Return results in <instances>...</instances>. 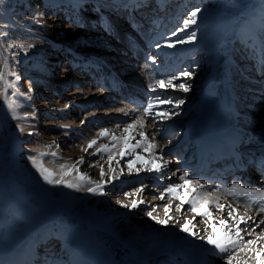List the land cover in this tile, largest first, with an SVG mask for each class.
I'll return each instance as SVG.
<instances>
[{
    "label": "rangeland",
    "instance_id": "1",
    "mask_svg": "<svg viewBox=\"0 0 264 264\" xmlns=\"http://www.w3.org/2000/svg\"><path fill=\"white\" fill-rule=\"evenodd\" d=\"M20 1L17 0L16 3L14 0H0V33H8L5 37L6 43L14 41L34 45L28 49L27 53L20 49L5 52V46L0 41V70H3L4 58L7 57L8 62L22 76L17 84L20 91L25 93V95H12V90L8 89V99L5 101V105L0 107V159L2 154L8 157L7 164H0V173L7 171L11 179L17 170L18 176H15L20 184L12 183L17 186L21 185V187L7 185L2 187L4 179L0 177V264L5 261L4 259L8 255H13L26 244L29 247H39L35 264H69L70 256L73 253L72 248L80 245H85L87 248L82 264L85 259V264H102L97 251L107 257L105 258L106 264H127V262L134 264V261L150 264L163 258L179 261L180 256L182 257L186 252L187 245L182 242L177 243L178 245L169 244L168 235L154 236L153 230H148L147 226L160 227V224L146 215L147 211L152 209L148 210L142 207L140 211L144 214L136 215L131 212L132 199L126 202L124 191L127 192V189L135 191L141 186V183L122 185L127 180L134 179L136 172L133 171L129 174L128 168L126 169L127 161L134 157L126 155L121 159L116 156L114 160L108 162L105 153L90 154L100 144L111 145V137L99 139L98 144L93 149H89L88 153L83 149L87 147L89 140L97 137L101 129L107 128L114 131L117 136L122 134L124 124L129 121L127 118L114 117L113 114H122L121 116H123L124 114L119 112V109L123 107L125 109L127 105L138 109L136 105L130 104L132 102L131 93L128 98L130 101H127L125 97L124 86L130 84L144 86L149 93H145L146 90L141 89L138 91L135 86H129L131 88L129 92H133L132 95L137 96L136 98H143L145 102L147 100L153 102L154 105L161 104L160 100H171L173 101L171 106H174L177 100H184L180 108L173 112H178L179 115H173L169 120L172 123H177L179 120L192 121L198 112L194 108L195 94L206 90L207 80L215 75L214 73L220 72L219 76L222 77L228 57L237 59L238 62L231 70L234 79L231 88L238 95L241 110L251 112L255 116L262 112L260 116L262 120L251 125L246 123L245 119L240 118L243 127H247L249 131L245 136H242L246 144L244 149L261 146L264 141V108L260 106L261 101L264 104V99H262L264 97L262 82L264 64L260 63L261 60H264V35L261 34L259 28L261 0H254L249 6L250 9L247 10L250 13L249 19L248 21L243 20L246 22L245 25L231 27L226 10L223 8L221 21L226 22L223 35L215 32L216 23L214 20L209 22L210 24L204 23L205 20L211 19L210 11L218 10V8L215 9L217 3H211L209 0H205L201 6H196L193 2H179L182 6L177 2H172L167 7L166 13L158 10L166 2L155 3L157 8L155 10L152 5L153 0H55L62 5L58 9H48L43 6L44 2L50 0H35L32 3L28 1L25 5L26 7L32 6V11L28 10V13L21 9ZM126 3L129 4V8L121 7ZM131 3L144 6L132 7ZM197 7L202 10L197 26L193 25L190 29L181 32L179 29L182 27V21L187 19L191 11ZM132 15L143 19L145 24L137 32L128 33L127 31L131 28L129 25L134 21ZM193 30L197 33V40L194 43L177 44L175 48L167 47L168 43L175 42L178 37L187 39L188 34ZM173 32H176L177 35H173ZM245 32L254 34L253 38L247 39L244 35ZM129 34L131 37H127ZM155 34L164 37L163 42L148 43ZM132 39H134L133 42H131ZM238 43L240 44L238 45ZM211 48L216 49V54H214L216 59L209 55ZM13 52H20L17 57L18 63L11 58ZM168 53L170 56H166ZM150 56L157 58V65L168 64L171 66L179 63L180 69L171 71L163 79L165 81L173 75L179 76L181 71H193L194 74L190 80L174 81V83L191 84L190 91L185 93L178 88L170 89L167 86L161 88L156 85L155 81L161 77L148 62ZM168 65L166 66L168 67ZM168 70L170 69L168 68ZM138 71H141L144 76L140 77ZM113 74L123 81L122 84L118 83L115 91L117 98L121 99L120 97L123 96L122 100L117 101V104L105 103L101 107L87 104L81 107L75 104L76 101L88 99L93 94L111 93L114 88L109 87V78L111 75L114 77ZM67 76L68 80H66ZM9 79H14V77H9ZM256 80L261 83L256 84ZM29 81H31V91H29ZM218 85L225 94L224 84L218 82ZM150 86H154L155 91H152ZM88 87H90V92L85 93ZM255 88H259V90ZM91 90L93 91L91 92ZM75 92H84V94ZM212 92L217 93L216 87ZM70 95L78 97L74 101ZM258 96H260L259 99ZM156 97H159V100H155ZM3 98L5 97L0 95V104L4 103ZM8 100L15 102V112L8 109ZM134 100L135 98H133ZM140 102L143 103V101ZM219 107L221 106L219 105ZM222 108L225 110V107ZM23 110L30 111V114L26 115ZM157 119L159 118L157 117ZM117 124L121 126L119 129L116 128ZM184 125L186 128L181 127L182 129L179 131L181 135L187 133L188 125L186 123ZM20 127L24 129L23 132L19 130ZM166 127H162L161 131ZM256 128L258 131H254ZM130 135L135 136L136 140L140 138L134 132ZM165 138L170 139H163L161 142L168 143L178 140L174 133ZM256 148L251 151L257 152L260 149L256 150ZM124 150L127 151V149ZM41 153L44 155L41 156ZM52 153L56 155H52ZM162 154L165 155L163 152ZM255 155L257 161L260 162L261 155H257V153ZM31 157H37L38 161L43 160L45 167L57 173V178L61 175V165H71L80 157H84L85 163L78 165L79 171L87 173L92 180L98 182L108 179V186L106 185L105 188L108 194L100 196L85 191L67 189L59 185H49L37 172ZM169 158L172 164L171 173H175L180 167L179 165L174 166L175 162L180 164V160H175L179 159V156L175 158L169 156ZM116 160H119L120 163L117 164ZM109 163L111 168L117 170L118 179L114 181L111 180L112 172ZM140 163V161L134 163L133 168L142 169L141 173L144 171V164ZM90 164L93 166L90 167ZM99 165L104 166L108 177L100 176ZM120 169H123V174H119ZM181 171L183 172L180 176L184 172L192 170L182 169ZM77 175V172H72L63 178L73 180ZM200 182L205 181L200 180ZM172 184L178 183L176 181ZM11 191L15 194L17 202L12 201L9 196ZM133 194L135 195V193ZM118 200L128 203L129 208L122 207L120 203L116 202ZM35 204L36 211L35 208H32V205ZM146 204L147 201L142 206ZM50 206L54 207L52 208L54 213L63 212L55 214L49 223L54 221L56 227H62V230L65 231L64 235H60L55 226L50 230L42 229L39 232L37 229H33L34 224L29 223L25 225L23 233L16 239L15 245H9L5 240L6 231L10 232V225L18 222L20 220L17 219L18 217L24 216L28 212L32 215L37 212V215H40L43 213L42 208L48 211ZM236 206L238 205L236 204ZM8 209L9 215L7 216L5 213ZM157 211H154V215L162 218V212ZM186 212H188L187 215L185 214L186 219H195L190 216L189 208H186ZM124 213H128L126 218ZM61 215L64 217L60 218ZM11 217L12 219H10ZM136 218H142L144 222L139 223ZM46 222L48 221L46 220ZM177 227L176 231H180L181 227ZM193 230L198 235L205 236L204 231L200 232L194 227ZM92 238L96 242V245L93 243L94 246L91 245ZM251 238L246 237L245 239ZM193 239L204 242L196 237ZM18 241L21 242L18 243ZM120 255L123 260H118ZM203 256L212 257L209 254ZM222 259L227 260V256Z\"/></svg>",
    "mask_w": 264,
    "mask_h": 264
},
{
    "label": "snow or ice",
    "instance_id": "2",
    "mask_svg": "<svg viewBox=\"0 0 264 264\" xmlns=\"http://www.w3.org/2000/svg\"><path fill=\"white\" fill-rule=\"evenodd\" d=\"M143 4H135L132 7H143ZM121 7L127 9L129 8V4H122ZM201 9L199 7L195 8L191 11L189 17L182 21V27L179 29L181 32L190 29L193 25H197L199 14L201 13ZM42 16L43 14H37ZM260 32L264 35V0H261V11H260V23H259ZM173 35H177L176 32L172 33ZM8 33H0V36L6 37ZM244 35L247 39H252V33L245 32ZM197 40V33L195 30L191 31L187 39H183L178 37L175 42L168 43L167 47L175 48L177 44H191ZM34 47L32 44L25 43H16L9 42L7 43V50L11 51L12 49H20L24 53H27L28 49ZM20 55V52L12 53V60L17 61V57ZM153 64L156 63L155 57H149ZM262 64H264V60H262ZM198 67V65H197ZM193 71L184 70L181 71L179 76L173 75L171 78L166 81L163 79L156 80L155 84L159 85L161 88L165 86L170 88H178L183 92H188L191 89V84L187 83H174V81L180 79H188L190 80L193 77ZM9 77H14V79H9ZM22 79L20 73H18L12 64L8 62V58H4L3 70H0V95H3L5 99H8V89L12 90V95H25V93L20 91L17 82ZM152 87V91H155L154 86ZM29 91H31V81H29ZM159 100V97L156 98ZM161 104H173L171 100H160ZM184 103V100H177L174 104L176 109H179L180 106ZM7 107L12 112H15L16 104L14 101L8 100ZM154 103L149 102L146 106L143 107L142 111L136 115V118L131 120L130 122H126L123 126L122 134L117 136L114 131H110L107 128L101 129L96 138L89 140L87 147L83 149L84 152L88 153L89 149H93L94 146L98 144V140L102 138L111 137L112 144H100L99 147L95 148V151L90 153L91 155H100L101 153L107 154V161L111 162L115 159L116 156H119L121 159L124 156H132L134 159L127 161V168L129 174L135 171L137 174L142 170L140 168H133L134 163L139 161L141 157L137 154V149H142L147 152L150 149L153 150L151 154L152 165L143 169L149 172L162 173L163 170L167 167V164L170 161H165V157L162 154H157L155 149L159 147L157 142H154V139H150L149 135L144 130L147 126L148 121L144 119L145 116L153 117L154 112ZM120 112L128 114L124 108L119 109ZM173 115H179L178 112H164L158 113L157 116L160 120L171 119ZM155 119V118H154ZM120 124L116 125V128L119 129ZM139 129V131H137ZM21 132L24 131L22 127L19 129ZM135 132L136 135L140 137L139 140L135 144H132L129 148L130 139H135V136H131L129 138V134ZM124 149H127L125 151ZM44 153H41L43 156ZM52 155H56L52 153ZM32 164L36 167L37 172L43 178V180L49 185H59L63 186L67 189H73L75 191H85L94 195L105 196L108 193L105 191L106 185L108 183V179H104L102 181L92 180L91 177L87 173H82L79 171L78 165H83L85 163L84 157H80L76 162L71 165H61V175L57 178V173L52 169L44 166L43 160H39L37 157H31ZM156 161H161L162 163L157 164ZM116 163L119 164L120 161L116 160ZM90 167L93 165H89ZM109 168L112 172L111 180L118 179L117 170L115 168H111V164L109 163ZM72 172H77L78 175L73 180L64 179V176L70 175ZM99 173L102 178L108 177V173L105 171L103 165H99ZM119 174H123V169H120ZM264 174V173H262ZM189 173L186 171L181 176V180L183 181L180 184H170L165 192L173 196L177 201H179V205L177 206V210L181 211L185 204L190 206V210L192 213L197 216H202L205 218V223L207 227L204 229L205 231L208 228H212L213 230L205 237L198 235L196 231L193 230V219H185L183 222L176 221V223L180 224L181 230L189 235L196 237L199 240H206L208 245H211L212 248L209 249L211 253L215 255H225L227 256V264H248V261H253V264H264V231L259 233L256 232V228L260 227L261 224H264V219H261L259 223H257L253 216H245L240 215L239 210L237 208L232 207L230 204H222L219 202L218 198H213V193L209 191H205L206 185L202 184L199 179H191L189 178ZM143 191V187L136 189V193H140ZM216 191H219L217 188ZM227 192L231 196H236L239 193L240 196L246 197L249 199L250 203L245 205V210L251 208L252 206H258L257 214H264V189H254L251 187L243 186L239 183H233L230 189H227ZM125 196L131 197L133 195L132 192H128L124 194ZM187 197V199H186ZM159 199H165L164 195H161ZM120 203L122 207L129 208L128 203H122L121 201H117ZM144 200H132L130 207L132 209L138 208L141 204H144ZM214 206L215 209L221 213L227 210V216L230 218L232 223H229V219H220L218 221L219 226L224 229L222 234L217 237L215 233V224H210L213 217V212L210 208ZM171 204L165 205L164 211L167 218H160L154 215L155 208L151 211H147L146 215L149 216L152 220H155L160 225L167 226L170 220H174V217L169 215L171 211ZM241 225H246L247 227L242 228ZM255 225V227H253ZM245 236L252 237L251 239H245ZM240 253H245L247 259H244L240 256ZM251 255H248V254Z\"/></svg>",
    "mask_w": 264,
    "mask_h": 264
},
{
    "label": "bare ground",
    "instance_id": "3",
    "mask_svg": "<svg viewBox=\"0 0 264 264\" xmlns=\"http://www.w3.org/2000/svg\"><path fill=\"white\" fill-rule=\"evenodd\" d=\"M133 20L134 21L129 25V26H131V28L127 31L128 33H135L141 28V26H144L143 19H140L138 16H136V17L133 16ZM138 23H140V24H138ZM244 27H246V26H244ZM124 28H125V26H124ZM121 29H123V27H121ZM216 30L219 33H222V26L220 24H217ZM127 37H131V35L129 34V36H127ZM162 40H163V37L161 35L155 34L154 37L152 38V40L151 41L149 40L148 43L158 44V43L162 42ZM133 41H134V39L131 40V42H133ZM102 45H105V44L102 43ZM209 55H211V57L212 56L214 57L213 49L209 50ZM230 56H232V55H230ZM213 59H216V58L214 57ZM236 60H234L233 58H228L227 62H226V69H224L225 74L222 77H220L219 76L220 72L219 73H214L215 75L210 77V79L207 81V86H211L212 89H213L212 86H216L218 80L224 82V85H225V87L227 89V91H226L227 105L225 107V110L222 108V106L219 107V103L223 102L220 99H221V97H224L225 95H222L219 98L218 97H214L210 93L211 89H207L206 90L207 93L206 94L204 93V98H203L201 106L198 107V109H196L197 106L194 107L196 111L198 110V112L195 114V118L192 121H190V122L179 120L177 123L176 122L172 123V121H170L169 119H164V120L157 119V117H158L157 114L158 113L174 112L176 110V108L174 106H171V105H169L167 103L154 105L155 107H154L153 117H147V116L144 117V119L148 121L147 126H146V128L144 130L149 135L150 139H154V142L158 143L159 147L157 149H155V152L157 154H161V150H162V152L165 154L164 155L165 161H170L169 154L171 152L176 151V149L178 151L181 150L182 147H184L187 143H190L189 149L192 148L194 146V144H195V141L197 139H199L206 132L210 131V130H207L209 128H212V127H209L210 125L221 126L220 129H218L219 131H223L224 133L229 134L235 141L236 140H240L241 143L244 145L245 141L243 140L242 136H245L247 134V132H249V131L247 130V127L244 128L242 124H239L241 127L240 126L238 127L237 124H236L237 119H239V118H241L242 120L245 119L246 120L245 122L250 124V125L253 124L254 122L258 121V120H262V118L260 119V116H261L262 112L258 113V116H255L251 112H245V111L243 112L241 110L240 106H239L237 93L233 89H231V87H232V85L234 83V79L232 78V75L230 74V71H231V69L234 66H236V64H238ZM165 65H168V64H165ZM165 65L162 64V65H160L159 67L156 68L155 71L157 72V74L159 73L160 75L161 74L164 75V74H168L169 72L174 70V69L173 70L172 69L168 70L167 66H165ZM138 72H139V76L140 77L144 76L141 73V71H138ZM113 76H114V74H113ZM68 79H69V77L67 76L66 80H68ZM109 80H110V86L109 87L110 88H114V89H112L111 93L103 92L101 94H93L92 96H89L88 99L84 98V99L76 101L75 104L79 105L81 107H83L84 104H87L89 106H99V107H101L102 104H105V103H108V104H111V105L112 104H117L118 103L117 101L118 100H122V97H123L122 96V97H120L121 99H119L115 95V91L117 90L119 79L117 77H115V76L112 77V75H111ZM146 82H148L147 79H146ZM262 82H263V85H264V79H263ZM255 83L259 84L261 82H258V80H256ZM129 86H133V87L135 86L138 89H141L143 91L146 90V88L144 86H142V85L140 86L139 84L138 85L130 84V85H128V87L126 86L127 87V91H125V97L127 98V101H128V98L130 97L129 94L131 93V92H129V89H131V88H129ZM253 86H255V85H253ZM261 87H262V84H261ZM89 88L90 87H88L86 89L87 91L85 93L90 92ZM218 89H219V87H218ZM255 89L259 90V88H255ZM92 91L93 90H91V92ZM75 93L84 94V92H75ZM145 93H149V92L146 90ZM163 93H165V92H163ZM168 94H169V92H168ZM168 94H167V96H168ZM171 94H173V93H171ZM155 95H157V94H155ZM70 97H71L72 100H74L78 96L70 95ZM156 98H155V100H156ZM173 98H174V96H173ZM257 98L259 99L260 96H258ZM262 99H264V97ZM152 100L154 101V99H152ZM218 100H220V101H218ZM135 101H137V103L140 105V104H142L140 101H144V100L141 99V98H135L133 103ZM146 103H148V101ZM128 104H129V102H128ZM260 106H262L264 108V104H262V101L260 103ZM143 107L141 109H136V107H129L127 105V108H125L126 112L128 113L127 115L125 113H123L124 114L123 116H121L122 114H120V115L113 114V115H114V117H120L122 119L127 118L128 121L130 122L131 120L136 118V115H138L142 111ZM23 113H25L27 115V114H30V111L28 112V110H23ZM116 113H118V112H116ZM236 116H237V118H236ZM216 121L221 122V125H218L216 123ZM223 121H224V124H222ZM260 122L262 124V121H260ZM183 123L184 124L186 123V125H188L189 127L193 126L189 130V133L185 135L186 138L185 137H180L178 140H174V141H171V142H168V143L161 142V140H163V139H167V140L170 139V138H165V137H167V136L169 137L170 134L175 133L177 131V129L179 127H181V124H183ZM171 125L174 126V129L176 128L175 131H174V129H172L169 133H167L166 135L165 134L163 135V133H165L167 131L166 128L170 127ZM164 126H167V127L165 129H163V131H161L162 127H164ZM214 131H217V130H214ZM254 131H258V128L254 129ZM129 138H131V135L129 136ZM136 142H137L136 139H130L129 148L131 147L132 144H135ZM180 142H182V143H180ZM261 150L262 149H258L257 150L258 151L257 155H261V156L263 155ZM152 151L153 150L150 149L149 151L145 152L142 149H137V153H139L138 155L141 157V159L139 160L141 162L140 164H144L143 165L144 166L143 169H145V168L149 167L150 165H152V160L150 158L151 154H152ZM183 160L184 159H182V161ZM256 161H257V159H256ZM156 163L159 164V163H162V162L161 161H156ZM176 165H179L180 167L177 169V171H175V173L174 172L171 173L172 164H171V161H170V163L167 164V167L163 170L162 173H155V172H149V171H145L144 170L141 173L139 172L140 174L136 173L137 175L135 174L134 179L127 180V182H124L122 184L123 186H129L131 183H141V186L138 187L137 189H139L141 187L144 188L143 191L138 193V194H136V190L135 191H131V190L127 189V192H126V190L124 191L125 193H128V192L135 193V195L133 194L134 196L132 195L133 198H131L132 196L131 197L126 196V202H128L130 199H132V200L139 199V200L147 201V204L145 206H142L143 204H141L136 209H132L131 208L132 209L131 212L136 213V215L144 214V213H141L140 210H141L142 207H145L148 210L149 209H153V208H155L156 211L160 210L162 212L161 213L162 216L161 215L160 216L162 218H167L166 215H165L164 208H165V205L171 204L172 207H171V211H170L169 215L174 217V220H170L169 224L167 226L160 225V227H156V225H153V226H147V228H148V230H153V235L156 236V237H162L164 235H168L169 236V240H170L169 244H171V245H174V244H177V243H181V242L187 245L186 246L187 247L186 248V252L182 255V257L180 256L181 258H179V261H176V260L170 259V258L169 259L168 258H163V259H158V260H156V261H154V262H152L150 264H183V262H182L183 258L186 261H189V262H191L193 264H227V260H223L222 259V258L225 257V255H215V254L211 253L210 251H208L209 249L212 248V246L208 245L205 240H204V242H198V241H195L193 239V236H191V235L189 236L188 233H185L182 230L176 231L175 228L177 226H180V224L176 223V221L183 222L186 219V215H187L186 213H188V212H186V208H189V210H190V206L185 204L183 206L182 210L178 211L177 210V206L179 205V201H177L173 196H171L170 194L165 192V189L170 184H172L173 182L177 181L178 184L183 182L181 180V176H180V174L183 172V171H181L183 169L182 163L180 165L178 162H175L174 166H176ZM257 165H258V169L262 170L260 172V174L264 173V167L262 166L261 162L257 161ZM195 167L196 168H195L194 172H192V171L188 172L190 175L195 176L196 169L198 168V164H196ZM126 169H127V167H126ZM258 175L259 174H257V173L256 174L252 173V175H250L251 179L248 182H246V183L244 182V177L238 179V177L236 175H233V176H230V177L226 176V175H217L215 177H208L207 179L208 180H213L214 179L216 182H220L221 185H218V186L215 185V186L211 187L210 185H208L206 183H202V184L206 185L205 191L212 192L213 193V198H218L220 203L232 205V207L237 208L239 210V214L240 215L253 216L255 221L257 223H259V221L261 219H264V214H259V215L257 214L258 206H252L251 208L245 210V205L250 203L249 199L246 198V197L240 196L239 193H237L236 196H231L227 192V189H230L232 187L233 183H239V184H241L243 186L251 187V188H254V189H264V180L261 181V183H260L259 179H257ZM222 183H226V184H222ZM217 188L219 189V191H216ZM152 195H154V197H151ZM161 195H164L165 199H163V200L159 199V197ZM186 199H187V197H186ZM24 200H26V199H24ZM236 204L238 206H236ZM210 210L213 212V217H212L211 221H209V223L210 224H215V233H216L217 237H219L222 234V232L224 231V229H222L219 226L218 221L220 219H229V223L230 224L232 223V221L227 216V210H225V212L221 213V212L217 211L214 206H212L210 208ZM157 213H158V211H157ZM124 214H126V213H124ZM127 214L124 216L125 218H126V216H128ZM189 214H191L190 216L195 218L193 220L192 227L198 229L200 232L204 231L205 232V236H207L213 230L212 228H208L207 231L204 230L207 227L204 217L197 216L196 214H194L192 212H190ZM137 221L139 223H143L144 219L138 218ZM241 227L245 228L247 226L246 225H241ZM253 227H255V225H253ZM261 231H264V224H261L260 227L256 228V232L257 233H259ZM246 237H248V236H245V238ZM149 239H151V238H149ZM72 249H73V255H74V259L76 260V263L77 264H82L83 256L85 255V252L87 251L86 246L85 245H80L78 247L74 246ZM204 254H209L212 257L203 256ZM248 255H251V254L249 253ZM24 256H25V259H26V264H30V262L32 261V257H33L32 251L26 248L25 251H24ZM99 256L101 257L100 258L101 263L102 264H106L107 262H105V258H107V257H104L102 254L100 255V253H99ZM240 256L242 258H244V259H247V256L245 255V253H240ZM119 257H118V260L122 259L121 255ZM4 264H7V261ZM127 264H132V263H128L127 262ZM134 264H143V263L134 261ZM248 264H253V261L249 260Z\"/></svg>",
    "mask_w": 264,
    "mask_h": 264
},
{
    "label": "trees",
    "instance_id": "4",
    "mask_svg": "<svg viewBox=\"0 0 264 264\" xmlns=\"http://www.w3.org/2000/svg\"><path fill=\"white\" fill-rule=\"evenodd\" d=\"M28 1L30 3H32V1H35V0H21L19 2V4L22 3L21 9L25 13H28V10L30 12L32 11V8H31L32 6L31 5H30V7L29 6L28 7L25 6ZM250 1L251 0H230V7H231V9L235 8L236 9V12H239L241 10L242 3H247V2H250ZM14 2L17 3V0H14ZM5 5H7V4H5ZM43 6L45 8H48V9H58L62 5H61V3L59 4V3L55 2V0H50V1L44 2L43 3ZM0 41L2 42L3 46H5V49H4L5 52L6 51L9 52V50H7V43H6V40H5V37L4 36H0ZM2 101L4 103L3 104H0V107H2L3 105H5L6 99L3 98ZM7 159H8V157L5 154L4 155L2 154L1 155V159H0V164H3V163L4 164H7L8 163ZM15 175L18 176V171L17 170L15 171L13 177H11V179H12L11 180L10 179V175H8L7 171H3V173H0V177L2 179H4V183H2L1 186L4 187V185H7L9 187H12V186L13 187H21V185L20 186L19 185L17 186V185H14L12 183V182H17L18 184H20V182L18 181V178ZM16 201H17V199H16ZM32 208H35L34 210L36 211V208H37L36 204L35 205H32ZM52 208H54V207L50 206L48 208V211H45L44 208H42L43 209V213H41L40 215H37V212H35L34 215H32L30 212H28V213H26V215H24L22 217H19L18 219H20L21 221L19 220L20 222L19 221L18 222H14V224H12V227L10 228V232H9L10 235L8 236L9 239L12 240L17 235V233H19L22 230H24L25 225L26 224H29L30 221H31V219H32V224H34L35 226H37V227H45V226L48 225L47 223H49V221L51 219H53L52 217H54L55 214H61V213H63V212H58V211L56 213H54L53 212L54 210ZM29 215H32V216H30L32 218H30ZM27 217H29V218L27 219ZM46 218H48V219H46ZM46 220L48 222H46ZM52 223H50V225Z\"/></svg>",
    "mask_w": 264,
    "mask_h": 264
}]
</instances>
